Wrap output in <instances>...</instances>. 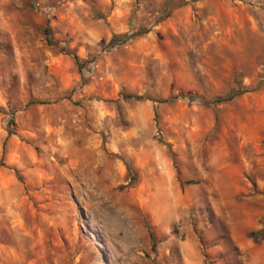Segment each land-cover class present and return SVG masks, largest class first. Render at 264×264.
Listing matches in <instances>:
<instances>
[{"label": "rangeland", "instance_id": "374dc122", "mask_svg": "<svg viewBox=\"0 0 264 264\" xmlns=\"http://www.w3.org/2000/svg\"><path fill=\"white\" fill-rule=\"evenodd\" d=\"M262 228L264 0H0V264H264Z\"/></svg>", "mask_w": 264, "mask_h": 264}, {"label": "trees", "instance_id": "16d2710c", "mask_svg": "<svg viewBox=\"0 0 264 264\" xmlns=\"http://www.w3.org/2000/svg\"><path fill=\"white\" fill-rule=\"evenodd\" d=\"M145 32H146V30H140L138 32H131L128 34H121V35L113 34L111 39H110V44H117L118 42L119 43L128 42V41L132 40L134 37H136L140 34H143ZM47 33H48V31H45L46 40H47L48 44H51V40L47 36ZM62 50H64V49H62ZM71 54H72V57H73L76 65L78 66V70L81 71L82 65L80 63L78 56L74 53H71ZM244 91H245V89L240 85V83H238L237 89H231L229 92H227L225 94L215 95L211 98L199 97V96L193 95V94H188V97L193 98V99H198L204 106H210L213 104H220V103H224V102H228V101H233L239 94H241ZM178 96H180V95H178ZM178 96H172L170 98H165V99H158L155 101H157V102H169V101L172 102L176 98H178ZM122 97H123V99H128V98H134L136 100L142 99L141 95H133L130 93L123 94ZM9 133H11V131H9ZM166 146L169 148V144H166ZM249 236L252 238L264 239V228L259 229L257 231H251L249 233Z\"/></svg>", "mask_w": 264, "mask_h": 264}, {"label": "crops", "instance_id": "0c3cea01", "mask_svg": "<svg viewBox=\"0 0 264 264\" xmlns=\"http://www.w3.org/2000/svg\"><path fill=\"white\" fill-rule=\"evenodd\" d=\"M191 245V244H189ZM188 246V245H187ZM184 264H202V258L194 247L191 246L189 251H184Z\"/></svg>", "mask_w": 264, "mask_h": 264}]
</instances>
